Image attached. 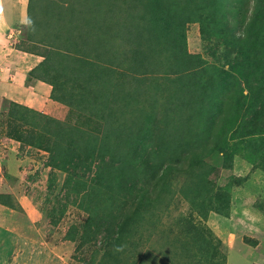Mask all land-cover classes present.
<instances>
[{"label":"trees","instance_id":"1","mask_svg":"<svg viewBox=\"0 0 264 264\" xmlns=\"http://www.w3.org/2000/svg\"><path fill=\"white\" fill-rule=\"evenodd\" d=\"M75 1L83 11H90L95 6L92 3L101 1L104 22H116L124 32L118 38L109 26L103 32L95 29L86 38L81 33L74 37L69 20L84 15L74 8L55 11L48 6L51 9H45L44 16L50 21L28 23V38L19 48L45 50L43 62L29 73L28 82L39 79L52 85L53 99L69 106L70 112L65 121H59L6 100L5 137L47 152V165L68 174L63 187L68 191L67 199L73 198L91 212V221L78 240L98 241V235L104 233L100 264H130L129 258L137 248L133 238L141 229L137 224L145 220L141 209L155 211L157 206L171 205L176 195L171 179L185 177L182 198L203 216L214 212L229 217L231 194L225 186L217 185L221 170L206 160L215 153L230 159L245 153L247 160L264 172V0ZM192 23L200 25L204 38L208 30L223 36L225 48L232 47L238 53L234 58L231 54L228 69L211 66L200 53L189 52L186 27ZM70 36L84 47L87 43L99 50L102 47L112 57L102 61L92 53L87 55L82 47L76 48L78 43L69 42ZM69 43V48L61 45ZM115 49L124 51V55L113 56ZM56 54L72 58L58 61ZM73 57L79 60L75 71L84 77L76 80L74 92H65L82 110H76L73 101L67 103L56 97L58 88L68 81L61 75L72 70ZM100 62L105 63V72L87 74L89 64ZM119 62L133 66L137 74L153 77L147 76L143 82H134L131 77L119 80L110 68ZM44 67L48 75L43 78L39 72ZM153 67L162 69L164 76L159 77ZM55 78L62 83L56 84ZM88 101L97 103L95 110L91 106L86 110ZM122 101L131 105L130 110L115 108ZM146 105L153 106L152 116ZM96 121H102L104 128L97 126L95 132L85 129L93 128ZM80 172L91 174L90 180L82 179ZM138 177L143 181L136 183ZM54 186L51 178L50 188ZM128 190H132L134 210L124 201L127 196L118 198L125 193L131 195ZM13 199L10 194H0V205L13 207ZM182 222L184 235L195 248L181 241L183 253L177 257L184 261L178 263L220 264L214 261L222 258L218 252L221 241L196 234L192 217ZM69 239L77 240L76 236ZM142 260L145 262V257L132 264H144Z\"/></svg>","mask_w":264,"mask_h":264},{"label":"rangeland","instance_id":"2","mask_svg":"<svg viewBox=\"0 0 264 264\" xmlns=\"http://www.w3.org/2000/svg\"><path fill=\"white\" fill-rule=\"evenodd\" d=\"M92 4L95 5L94 8L90 11L86 9L83 11V8H80L75 0H28V23L40 22L41 24H45L47 20L50 21L46 15V17L44 16L45 9L50 7L55 8V11H65L69 8H74L75 12H84L81 18L72 19L71 22L67 19L64 22L66 23L69 20L68 25L72 27L74 37H78L76 34L81 33L86 38L95 29L103 32V29L106 30L110 26L109 31L115 30L116 36L120 38V34L124 32L123 28L121 26L119 27L116 22L113 24H106L104 22V8L101 7V1ZM30 11H32L31 14ZM3 12V10L0 12V21H3L2 28L0 29V41L2 40L7 46L3 53L8 54L9 52L17 56L19 53L10 50L13 48L11 46V40L15 37V34H20L18 40L14 41V43L15 45L24 43L28 38L27 27L22 30V33L16 32V29H12L11 27L9 28L8 19L3 17ZM186 28L189 52L200 53L211 66L218 65L227 69L230 67L232 61L231 54H233L234 58L238 53L232 47L225 48L223 36L216 35L208 30L204 38L198 23L188 24ZM6 33H13L10 34L13 37L9 38L8 35L5 39L1 37L3 34L5 37ZM40 36L43 37L44 34ZM35 37L36 39L38 38L37 36ZM62 39L58 40L57 43L59 44ZM67 39L69 42H74V44L78 43V47L76 48L80 49L82 47L87 52V55L92 53L102 61L107 60L110 56L112 57V53L104 51L102 47L99 50L88 43L84 47L80 43V40L73 39L71 36ZM125 39L122 42L126 41ZM61 45H67L68 48L70 43ZM17 47L19 48V46ZM33 47H31V50L27 49L26 51L30 53L36 51V48L33 50ZM37 51L41 56L45 55V50L40 49ZM114 51L116 52V49ZM123 55L124 51L122 50L113 53V56L117 58ZM64 58L70 59L72 57L56 54L58 61ZM16 59H18V62L20 61L21 65L25 61V64L29 61V59L21 60L19 57ZM74 61L75 63L70 67L72 70L68 72L63 71L61 78L68 81L64 86L58 88L56 97L63 99L67 103L73 101L77 107L76 110H82V106L78 107L72 98L73 96L71 97L70 93L65 92L66 90L74 92L76 80L79 76L84 77V74H80V71H75L78 68L77 62L79 60H75L74 58ZM12 66L11 64L6 65L10 70L13 69ZM129 67L134 71L129 70ZM135 67L138 68L137 66ZM110 68L117 73L115 78H119V80H125L127 77H131L134 82L137 80L143 82L147 76L153 77L151 74H137L136 71L139 72L137 69L129 64H122V62H119L117 65H112ZM142 68L144 69L145 66ZM4 69V66L0 67V71L4 72ZM46 70L47 67L40 70L39 74L41 77L44 78L48 75ZM106 70L104 62H100L99 65L89 64L87 74L89 73L91 75L93 72L101 74ZM153 70L159 77L164 76V71L159 67H153ZM0 79L4 78L2 77ZM162 81L163 79L160 78V82ZM54 82L61 84L62 80L55 78ZM91 95L87 97L89 98ZM0 97L3 96L1 95ZM142 99L146 98L144 97ZM3 104L4 99H0V113L4 111L3 118H0V194H10L14 198V206H0V231H5V234L2 231L0 232V264H100L105 248V243L103 242L104 233L101 232L98 235V241L94 239L89 243H81L78 240L81 238V234L84 233L85 225L91 221V212L87 210L86 206H79L78 202H73V198L70 200L67 199L68 191L67 189H63V187L68 174L54 171L47 165L49 161V154L47 152L39 151L34 147L22 146L5 137L7 111L3 109ZM86 106V110L88 111L89 106L95 110L97 103L91 104L88 101L86 102ZM118 106H121L124 111L127 109L130 110L131 107L125 101L118 103L115 108ZM151 107L153 108V106ZM151 107L145 106L148 114L152 116L153 109ZM94 123L93 125L95 126L93 128L85 126V129H92L95 132L97 126L100 129L104 128L102 121H96ZM28 128H26L27 131ZM240 154L230 159L223 154L215 153L206 162L213 168H219L221 170L217 185L225 186L231 194V212L233 204L234 207H237L238 202L243 203L242 200L247 199L248 196L255 199L252 206H250L252 203L249 201L250 198L247 199L246 202L249 208L246 206L241 215L243 217L254 218L259 223L252 224L251 222V224H245L241 218L238 221L234 220V223H238V228H241V224L245 226L242 229H244L246 235L241 241L256 246L258 243L264 242V225H262L264 223V172L262 171V167L259 168L257 165L251 164L244 156L245 153ZM79 175L85 181L90 180L89 178L91 177V174L87 172H80ZM51 178H53V184L55 186L50 188ZM142 181L143 177L135 179L136 183ZM184 181L185 177L183 175L179 176L177 181L175 179L170 180L172 190L176 191V195L172 197L174 200L171 201V205L164 204L163 206H157L155 209L156 212L153 209L147 212L143 209H141L142 211L140 210L145 215V220H141L137 224L138 227L141 226V229L138 230L139 234L135 237L133 236V241L136 242L137 248L129 258L130 264L134 263L138 258L141 260V257H145V262L142 260L144 264H179L178 262L182 258L180 260L177 254L183 253L180 242L190 243L188 247L195 248V243L189 242V239L184 235L185 222L183 223L182 220L188 216L192 217L195 226L193 231L196 234L203 233L208 238H214L216 242L218 240L221 241L222 245L218 252L219 257L222 258L215 259L214 263H228L227 260L230 253L226 246H229L233 242L232 237L234 238L236 236L232 231L231 216L226 217L210 212L206 217L200 214L197 209L194 210L190 206L189 200L184 197L182 198L183 195L180 189ZM118 190L119 188L116 187L115 198ZM128 192H131V195L124 192L125 194L119 195L118 198L123 195L127 196L128 199L123 200L130 204V210H134L136 204L131 202L132 190H128ZM70 195L73 196V194ZM163 195L166 194L164 193ZM62 210L63 213L61 214ZM73 236H76L77 240L72 241L69 239ZM220 237H226L224 238L226 242L222 241ZM261 237L262 239H260ZM128 249L132 251V246H129Z\"/></svg>","mask_w":264,"mask_h":264},{"label":"crops","instance_id":"3","mask_svg":"<svg viewBox=\"0 0 264 264\" xmlns=\"http://www.w3.org/2000/svg\"><path fill=\"white\" fill-rule=\"evenodd\" d=\"M3 4H5V6H3ZM1 10L5 12H3V17L8 19L10 24V26L8 24V27L16 29V32L18 33H22V30L28 25V0H0V12ZM1 25H3V21H0V29L2 28ZM10 34L6 33L5 37L4 34L1 37L5 39L8 35L9 38H12L13 36ZM19 35L20 34H15V37L12 38L11 46L13 48L10 49L13 52L15 51L16 53H19L17 56L9 52L8 54H4L3 51L7 46L4 42H2V40L0 41V67L4 66L5 68L4 72L0 71V78H4L0 79V96H3L0 97V99H4V101L8 100L10 102H15L41 114L53 117L56 120L65 121L68 118L70 107L61 103V101L59 102L53 99L52 85L39 79L28 82L29 73L33 69L38 68V66L43 62L44 57L41 56L38 51L30 53L18 48V44L15 45L14 41L18 40ZM18 57L21 60L29 59V61H27L26 64L25 61L24 64L21 65L20 61L18 62V59H16ZM7 64L13 65V69L10 70L8 67H6ZM249 198V201L252 202L250 206H252L255 199L251 196H248L247 199ZM247 199H243V203L238 202L237 207L235 206L237 210L234 209V204L232 207L230 221L232 225V231L236 236L234 238L232 237L233 242L229 246H226L230 253L227 264H233V262H235V264H264V242L258 243L256 246L243 243L241 240L246 234L242 228H245V226L241 224V228H238V223H234V220L238 221L240 218L245 224H251V222L254 224L258 222L254 218L252 219L250 217H243V215H241L244 208L246 206L248 207L246 202ZM254 212H256V210H254ZM262 225H264V223ZM6 230L8 231V229ZM2 232L5 234V231ZM224 238L226 237H220L222 241L226 242ZM260 239H262V237Z\"/></svg>","mask_w":264,"mask_h":264}]
</instances>
